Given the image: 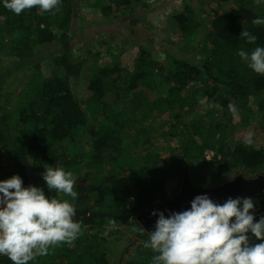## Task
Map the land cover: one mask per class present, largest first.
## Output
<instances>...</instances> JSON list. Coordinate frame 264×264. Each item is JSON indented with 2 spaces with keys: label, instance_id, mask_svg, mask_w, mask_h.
I'll list each match as a JSON object with an SVG mask.
<instances>
[{
  "label": "trees",
  "instance_id": "obj_1",
  "mask_svg": "<svg viewBox=\"0 0 264 264\" xmlns=\"http://www.w3.org/2000/svg\"><path fill=\"white\" fill-rule=\"evenodd\" d=\"M87 1L92 8L100 10L103 19L100 25L106 23L128 30L141 21L135 15L137 7L147 9L152 0ZM230 2L231 7L221 6L219 0H210L209 5L215 3L216 14L204 26L199 40L189 15L169 17V24L179 29L185 41L180 44L182 55L179 57L165 51L164 62H158L151 55L150 46H141L130 72L122 71L119 55L107 43L106 56L114 63L90 69L87 90L91 104H84L73 90L87 60L72 45L74 38L82 44L80 36L84 31L89 33L84 24L76 27L72 24L77 17L75 8L83 0H60L58 11L43 14L35 6L16 15L0 4V158L9 169L0 171V179L18 174L23 186L42 187L46 196L69 200L76 209L73 219L81 225L78 237L70 245L61 243L51 247L48 255L37 256L28 264H109L106 247L114 246L120 254L131 242L134 245L122 264H150L154 253L144 248L149 235L141 231L136 215L176 193L179 185L170 190L166 188L169 179L176 178L180 183L185 171L191 178L185 158L196 146L195 137L209 133L213 138L220 127L231 123V114L225 112L227 121L223 126L207 123L212 114L197 115L196 108L207 109L214 101L233 99L240 117L234 134L236 141L213 139V158L221 159L218 175L231 170L246 177L264 173V149L245 142L252 120H261L260 129L264 134V99L261 98L264 75L249 69L237 55L240 49L251 51L257 45L264 46V25L252 23L257 18L253 0ZM108 26L106 29L112 31ZM243 29L258 37L255 44L240 37ZM82 50L93 56L91 62L99 58L98 53H92L89 43ZM45 65L49 68L46 74L42 72ZM17 72H22L27 79V89L20 99L15 97L12 82L8 83ZM136 90L140 97H144L142 91L157 92L151 109L168 117L166 132H160L168 145L162 150H148L140 162L133 156L125 159L126 163L112 158L110 164L114 168L104 173L97 165L102 159L97 157L106 154L111 158V151L119 150L121 132L130 123L122 101ZM109 91L116 97L114 105L105 102ZM141 101L137 100L136 104ZM192 113L195 115L191 123H181L184 114ZM98 114L104 115V123L93 129L90 118ZM84 128V134L89 137V152L80 155L73 147L68 151L64 145H74V134H82ZM173 139L180 152L169 144ZM202 150L200 147L199 152ZM91 158L95 162L91 163ZM0 166L3 167L1 162ZM91 166H97L95 172L89 170ZM46 167H62L72 172L74 190L78 193L75 199L47 189L41 175ZM253 200L256 222L264 215V194ZM252 240L257 242L254 237ZM0 264H12V261L0 256Z\"/></svg>",
  "mask_w": 264,
  "mask_h": 264
},
{
  "label": "clouds",
  "instance_id": "obj_2",
  "mask_svg": "<svg viewBox=\"0 0 264 264\" xmlns=\"http://www.w3.org/2000/svg\"><path fill=\"white\" fill-rule=\"evenodd\" d=\"M255 2L264 4V0ZM0 4L16 15L35 6L43 14L58 11L60 0H0ZM252 23L262 25L264 18ZM240 37L249 44L258 39L244 29ZM237 55L249 69L264 75V46L240 49ZM245 142H253L251 135ZM41 175L47 189L77 197L71 171L46 167ZM75 214L69 200L46 196L42 187L23 186L18 174L0 179V256L12 264H28L48 255L51 247L70 245L81 231ZM152 215L158 218L144 243L154 253L150 264H264V215L254 222L252 198L229 197L220 204L201 194L190 201L188 209L169 211L167 216L154 210Z\"/></svg>",
  "mask_w": 264,
  "mask_h": 264
},
{
  "label": "rangeland",
  "instance_id": "obj_3",
  "mask_svg": "<svg viewBox=\"0 0 264 264\" xmlns=\"http://www.w3.org/2000/svg\"><path fill=\"white\" fill-rule=\"evenodd\" d=\"M204 2H206V5ZM220 5H227L229 7L232 6L230 0H219ZM218 3V4H219ZM91 4V3H90ZM89 1L83 0V3H79V7L75 8L76 18L73 19V26H81L84 24L86 26L85 30L89 32L86 34L84 31L80 37H82V44L78 43V39H73L72 45L73 48L80 52V55H85L87 60L84 63L82 71L80 73V77L78 78V82L73 85V90L76 96L80 100H84L85 102H90V94L87 90L88 79L90 77V69L92 67L98 68L104 65L114 63L111 59L108 58L107 55V43L112 47L113 52L119 55V64L122 68V71L126 70L130 72L133 68V64L136 58H138L139 47L150 46V53L158 62H164L165 57L162 55L165 51L172 52L174 54H178L177 56L182 55L181 45L184 40L180 35L178 28H173L168 22L169 17L175 16L178 14L189 15L191 18V24L196 28L198 37L196 39L199 40L201 35L204 32V26L208 24V22L212 19V17L216 14L214 9L215 3L210 4V0H152L149 2L151 6L147 9H143L141 7H137V11L135 15L141 20L133 29H124L117 27L116 25L108 26L106 23L100 25L103 21L101 17L100 10L92 8L90 6ZM137 5H135L136 7ZM212 6V7H211ZM223 11L222 9L220 10ZM253 11L256 12L257 17L264 18V4H257L255 0H253ZM81 20H83L81 22ZM262 24L261 26H263ZM113 28L112 31L106 29V27ZM260 26V25H258ZM99 32V33H98ZM80 34V33H78ZM182 40V41H181ZM86 43L92 45L93 50L92 53H98L99 58L96 62L89 61L93 59V56L86 51L82 50V46ZM80 44V45H79ZM118 47V48H117ZM48 67L45 65L42 69V72L46 74L48 71ZM12 82V89L15 93V97L17 99L21 98L23 90L27 89V79L24 78L22 72H17L13 74L9 79L8 83ZM136 90L133 92L134 94L125 98L123 102V107L125 111V117L127 115L129 117V127L124 128L121 132L122 142H120L119 150H112L110 153L111 158L107 157L106 154L103 157H97L98 160L102 159V162L97 165L101 166L102 171L107 173L114 168V165L110 164V159L117 158L118 161L126 163L125 159L129 160V156H133L135 161H144L145 153L152 149L162 150L164 149L168 143L165 139L160 136V132L167 130V115H161L159 112H155L151 109L153 102L157 99L158 94L155 91H146L142 94L144 95L140 97ZM105 98V102L114 105L117 100L112 91H109ZM261 98L264 99V91L261 95ZM142 100L140 104H136L137 100ZM25 99L24 101H27ZM221 101H214L208 106L207 109L203 106V108H196L197 115L204 114L209 115L212 114V117L209 118L208 122L217 123L223 126V123L226 122V118L224 117V112L226 114H231V123L228 126L220 127V129L215 133L212 138L209 133H205L201 138H194V144H196L195 148L190 152V155H187L185 158V163L189 169V173L192 174L190 180L194 187L204 189L212 186H207L209 183L211 184H220L226 180L232 179L234 176L239 175L235 170H231L227 173L222 174L221 176L217 173L218 164L221 162L219 157L217 160L213 158L215 155L214 146L216 139L218 141L222 138L234 139L235 129L237 124L240 122V117L238 116V106L234 103L233 99L227 98ZM253 102H250L252 106ZM82 107L85 108V105L82 104ZM113 107V106H112ZM112 107L109 110H112ZM194 113L192 114H184L183 120L181 123L187 124L191 123V117L194 118ZM260 114H258V117ZM104 115L98 114L94 119L90 118L89 125L91 128L97 129L99 124L104 123ZM250 131L247 133V136L251 135L252 144L256 149H264V134L261 131V120L258 121L252 120ZM214 124L210 125L213 126ZM83 133L74 134V141L71 146L65 144L64 146L69 149L71 147L75 148L80 155L86 154L89 152V137L85 135V128L82 130ZM81 134V135H80ZM210 145H205V144ZM169 144L175 148L176 152H180L181 149L176 143L175 139L170 140ZM211 146V147H209ZM200 147H202V152H199ZM123 149L122 153L121 150ZM95 158V157H93ZM87 162L90 159L86 160ZM1 165L0 171L8 172V165L0 158ZM95 162L91 158V163ZM10 166V165H9ZM97 166L89 167L91 172H95ZM249 177H254V175H250ZM179 185V180L176 178L169 179L165 186L166 188L174 189ZM127 236L122 240L124 243L127 241ZM134 242H131L127 245L126 249H124L120 254H118L116 248L114 246H107L106 257L109 264H122L127 260V256L133 247Z\"/></svg>",
  "mask_w": 264,
  "mask_h": 264
},
{
  "label": "water",
  "instance_id": "obj_4",
  "mask_svg": "<svg viewBox=\"0 0 264 264\" xmlns=\"http://www.w3.org/2000/svg\"><path fill=\"white\" fill-rule=\"evenodd\" d=\"M201 194H207L214 202L220 204H223L229 197L257 198L264 194V173L254 177H246L239 174L218 185L200 189L192 185L185 171L176 193L163 203L137 214L136 220L148 234V232L150 233L154 230V225L158 218L152 215L154 210L164 211L165 216H167L169 211L179 212L188 209L190 208V201Z\"/></svg>",
  "mask_w": 264,
  "mask_h": 264
}]
</instances>
